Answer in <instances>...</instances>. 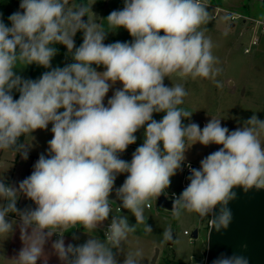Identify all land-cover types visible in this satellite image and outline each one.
Segmentation results:
<instances>
[{
  "label": "clouds",
  "instance_id": "1",
  "mask_svg": "<svg viewBox=\"0 0 264 264\" xmlns=\"http://www.w3.org/2000/svg\"><path fill=\"white\" fill-rule=\"evenodd\" d=\"M19 7L22 11L8 18L11 27L0 20V152L19 153L26 160L31 144L21 138L33 140L32 133L49 123L53 138L47 156H39L18 187L0 179V200L6 202L0 204V241L15 230L16 221L7 219L12 213L19 217L23 244L15 257H0L6 264H48L45 245L54 234L59 238L51 247L61 264H119L117 253L125 251L139 226L152 233L145 210L166 195L171 177L182 170L186 151L196 143L222 147L203 158L199 169L189 165L190 183L173 199L174 220L186 213L211 216L210 232L226 230L233 219L234 189H264V120L252 115L231 132L213 117L203 129L185 125L183 120L193 114L181 107L188 92L182 83H164L175 75L219 85L216 78L223 68L202 27L209 19L202 0H124L123 9L113 10L104 23L96 22L84 0H21ZM119 28L132 41L105 44L107 34ZM78 31L83 43L76 47ZM56 44L67 48L73 63L52 68L38 80L16 74L34 63L51 68ZM93 64L106 70L98 72ZM118 81L122 88L105 106L106 94ZM14 89L19 99H13ZM154 113L165 115L157 121ZM145 125L143 144L130 162L121 159ZM124 173L116 197L136 223L113 215L101 240L92 234L113 213L109 197ZM21 194L36 207L18 209ZM81 226L90 238L66 245L64 233ZM162 235L172 239L170 225ZM143 257V248L136 247L125 252L123 264H143ZM213 264H249V259L233 254Z\"/></svg>",
  "mask_w": 264,
  "mask_h": 264
},
{
  "label": "rangeland",
  "instance_id": "2",
  "mask_svg": "<svg viewBox=\"0 0 264 264\" xmlns=\"http://www.w3.org/2000/svg\"><path fill=\"white\" fill-rule=\"evenodd\" d=\"M221 5H214L209 0H203L209 12V19L202 27L206 29V35L211 37L214 43V55L218 57L223 72L216 78L219 85L211 80L205 79H186L181 80L175 75L169 80L165 78V85L171 87L172 84L182 83L188 92L185 97V102L181 106L192 112L190 119L183 120L185 125L196 123L201 129L213 117L221 119V125L227 127L229 131H233L238 127H243V122L249 119L252 115H256L260 120H264V34L258 32L259 41L257 45L252 47L251 52H244L243 46L250 42L251 37L255 34L251 27L249 18H264V4L254 0H219ZM80 2V0H77ZM85 3L91 5V12L97 23H104L107 16L113 10H122L124 0H84ZM21 0H0V20L7 26L11 27L9 16L17 11H22L19 7ZM213 14H216L213 17ZM236 15L232 19L231 15ZM88 17H86L87 21ZM245 20V21H244ZM164 33L161 31L160 33ZM132 37L124 28H119L115 32H109L104 41L105 44L120 42H131ZM75 46L79 47L83 43V32L78 31L74 36ZM241 44L242 46H237ZM57 48V54L51 61V68H44L37 64L24 66L16 69L17 75L23 79L38 80L46 71L52 68H63L67 64L73 63L71 55L67 48L62 44L54 45ZM92 67L98 72H103L106 69L103 65ZM122 88V84L118 81L104 98V104L107 106V101L112 97L114 91ZM18 92L17 90H13ZM60 111H63L61 109ZM165 113H154L153 119L160 121ZM200 122H203L201 125ZM52 124L49 123L47 129H37L32 133L33 140L30 136L25 137V143L30 145L28 152L34 153L37 156L47 154L48 141L53 138L51 132ZM146 125L140 128L134 135L137 137L136 142L127 147L126 151L120 154V158L126 161H131L132 155L136 148L144 142V132ZM222 145L210 144L208 146L196 143L192 145L185 153V161H190L196 165V169L200 167V161L209 154L217 151ZM22 157V156H21ZM30 158L26 160L22 158L18 168L27 167ZM18 171V170H17ZM127 173L117 176L113 191L109 197L114 202L113 213H110L109 218L105 220L97 230L92 234L97 238L104 240L103 226L110 222L113 214L125 215L129 219L130 224H135V217L127 209L121 207V201L116 197V189L124 183ZM181 170H178L176 175L171 177V184L166 190L165 197L170 199V194L173 191H178L181 188ZM16 186L15 184H11ZM2 202V200H0ZM117 206L121 210H117ZM146 222L152 228V233L145 234L143 226H139L137 233L130 236L129 241L125 245V251L117 253L119 264H123L125 252L134 250L136 247H142L144 250L143 264H177L174 261H163V256L169 253L172 255V247L179 248V256L187 257L190 251L195 247L198 253V246L201 245L200 238H191L193 227V219L200 218L197 214H184L179 220L172 218L171 210L165 209L157 204V200L152 202L150 208L145 210ZM207 224L206 218L203 219ZM171 226L172 239L176 236L175 245L163 239V231ZM188 230L189 234H185L184 230ZM89 239L85 236L82 244ZM158 248V251L156 250ZM116 252V250H113ZM0 252V257H2ZM159 254L158 260L153 262V257ZM2 264V258H0Z\"/></svg>",
  "mask_w": 264,
  "mask_h": 264
},
{
  "label": "crops",
  "instance_id": "3",
  "mask_svg": "<svg viewBox=\"0 0 264 264\" xmlns=\"http://www.w3.org/2000/svg\"><path fill=\"white\" fill-rule=\"evenodd\" d=\"M209 1L214 5H221L219 0ZM248 1L253 2L254 0ZM256 1L264 4V0ZM234 2L235 1H232L231 3ZM237 46H239V44H237ZM12 95L15 100L19 99L20 93L13 91ZM21 140L25 143V137H22ZM45 156H47V154H45ZM28 158H30V161L27 167H24V170H19L18 168H20L19 165L22 160L19 153L0 152V179H3L8 185L13 183L18 187L19 182L31 175L34 170V164L37 162L39 156L28 152ZM234 191L237 193V198L229 204L233 213V219L228 229L221 230L220 232H216L213 229L210 232L208 224H205L203 219H193L192 224L193 227H195L194 230H197V237L200 238L201 242V245L198 246V253H196L197 249L194 247L189 255L183 258V256H179V248L172 247V255L170 256L169 253L166 254L163 256V261L168 262L172 260L178 263L213 264V261L221 256L231 257L233 254H243L248 257L249 264H264V189L257 190L253 188L245 192L242 188H236ZM4 203L6 202H0V204ZM16 206L21 211L26 208L34 209L36 207L33 201L27 199L22 194L17 200ZM205 218L208 220L211 216ZM7 219L16 221V226L14 232L7 239L0 241V252L3 251L2 257L5 259H11L18 254L23 244L20 240L19 217L10 213ZM103 227L105 228V224ZM193 231L192 238H197L193 237ZM86 235L89 236L81 226L64 233L63 238L66 245L71 243L78 246L82 245V240ZM73 237L76 238L74 239ZM58 238V235L54 234L45 245L48 264H61V261L53 253L51 247L52 243ZM176 239L177 237L175 236L172 240L173 246L175 245ZM156 250L158 251V248H156ZM158 257L159 254H156L153 257V262L155 260L157 261ZM2 264H6L3 258ZM37 264H43V261L38 260Z\"/></svg>",
  "mask_w": 264,
  "mask_h": 264
},
{
  "label": "built area",
  "instance_id": "4",
  "mask_svg": "<svg viewBox=\"0 0 264 264\" xmlns=\"http://www.w3.org/2000/svg\"><path fill=\"white\" fill-rule=\"evenodd\" d=\"M203 3V0H202ZM216 14H213V17H215ZM231 18L234 19L236 18V15L232 14ZM250 19V23L252 24L251 27L254 29L255 34L251 37L250 42L247 45L243 46L244 52L249 53L252 50V47L254 45H257L258 41H259V36H257L258 32L260 31L261 34H264V18H249ZM240 46H242L241 44H239ZM189 165L191 166V168H196V165L190 161H184L183 164L181 165V189L178 191H173L170 194V199H174L175 197H178L182 191L187 187V185L190 183V181L187 179V177L190 176L191 172H190V168ZM118 211L121 210V207L118 206L116 208ZM113 215H117V214H113ZM112 215V216H113ZM111 216V219H112ZM110 219V222H111ZM211 219V218H209ZM110 222H108L103 230V233H105V231L108 228V225L110 224ZM208 224V223H207ZM185 234H189L188 230L184 231ZM105 237V235H104ZM192 238V237H191Z\"/></svg>",
  "mask_w": 264,
  "mask_h": 264
},
{
  "label": "water",
  "instance_id": "5",
  "mask_svg": "<svg viewBox=\"0 0 264 264\" xmlns=\"http://www.w3.org/2000/svg\"><path fill=\"white\" fill-rule=\"evenodd\" d=\"M86 21V17L83 18ZM202 125L203 122H200ZM157 204L161 207H164L165 209L171 210L172 209V204L173 200L172 199H167L165 195H161L160 197L157 198ZM193 237H197V230L193 231ZM169 243H172V240H169Z\"/></svg>",
  "mask_w": 264,
  "mask_h": 264
},
{
  "label": "trees",
  "instance_id": "6",
  "mask_svg": "<svg viewBox=\"0 0 264 264\" xmlns=\"http://www.w3.org/2000/svg\"><path fill=\"white\" fill-rule=\"evenodd\" d=\"M168 263V262H167ZM177 264H189V263H185V262H177Z\"/></svg>",
  "mask_w": 264,
  "mask_h": 264
}]
</instances>
